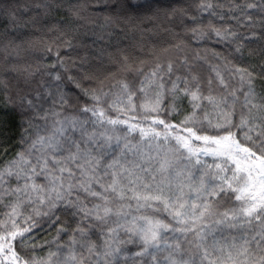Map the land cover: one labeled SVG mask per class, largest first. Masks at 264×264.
Instances as JSON below:
<instances>
[{
	"label": "snow or ice",
	"instance_id": "snow-or-ice-1",
	"mask_svg": "<svg viewBox=\"0 0 264 264\" xmlns=\"http://www.w3.org/2000/svg\"><path fill=\"white\" fill-rule=\"evenodd\" d=\"M95 2H102L110 9L104 15L106 26H120L122 22L129 31H139L141 39L144 32L173 30L165 22L169 15L175 14V8L162 19L159 9L151 3ZM36 7H43L47 13L63 5L59 0H49ZM211 7V3L205 2L201 10ZM253 10L260 14L259 39L264 40V0L236 3L229 11L238 15L229 18H235L240 27L250 22L247 26L255 28ZM67 11L76 19L88 18L81 15L88 11V5L80 0L68 4ZM0 17H6L0 22V38L7 40V43L0 40V52H5L0 65L5 69L11 65V70L16 71L6 50L13 45V50L19 49L21 44L8 36V30L13 25L24 27L35 17L18 19L7 9L0 10ZM144 21L152 22V26L141 27ZM71 23L53 24L48 30L59 29L63 34L67 27L74 33L76 29L71 28ZM192 31L198 33L197 39L205 35L196 28ZM212 31L221 40L238 35V29L222 32L212 27ZM232 42L240 52L239 41ZM66 43L72 46L71 39ZM117 53L119 58L109 53L117 68L105 71H135L141 77L138 91L143 97L139 107L147 113L142 119L148 123L138 121L135 115L127 119L106 116L97 105L109 93L90 89L69 74L68 81L95 102L82 111L90 112L96 119L90 121L91 131L85 126L89 121L72 120L65 125L57 120L54 124L59 127L54 126L50 135L37 133L27 149L16 152L0 165V204H4L5 197H11L5 205L8 211L0 213L3 217L0 264H264V94L260 95L258 104L254 73L236 69L246 73V77L241 75V80L248 84L237 123L233 116L240 97L233 91L229 93L232 100L226 96L218 98L210 87L205 94L202 81L186 60L182 64L187 75L182 76L175 74L172 61L166 66L157 62L145 72L141 67L145 61L133 52L118 46ZM53 54L60 57L59 48ZM137 61L141 66L134 67ZM56 64L69 71L62 57L52 67ZM173 75L175 78L171 79ZM260 75L264 78V68ZM165 77L171 80L170 87H166ZM216 77L227 87L219 71ZM56 79L60 80L61 76L57 74ZM84 79L91 80L92 76L86 74ZM118 83L120 88L113 93L116 99L109 107L121 113L136 112L137 91L127 80ZM208 84L211 86V79ZM0 88H8L3 77ZM166 95L171 99L164 106ZM185 98L191 108L187 114H183L180 103ZM25 102L31 104L27 97H21V105ZM8 103L15 106L10 96ZM163 112L169 116L183 114V119L178 123L170 121L161 117ZM105 124L111 127H104ZM117 125L125 128L121 131ZM30 128L31 121L21 134L22 141L31 135ZM6 131V121L0 119V142ZM133 134H138V138ZM0 150L7 151L6 147ZM224 204L228 206L220 210ZM28 207L37 216H48L49 226L61 221V214L53 211L57 208L62 207L64 214L79 217L74 221L71 243L48 249L46 257L26 256L24 249L36 247L30 243L34 236L26 234L39 226L31 214L25 215ZM152 213H166V216ZM68 230L67 222H61L57 237ZM127 245H134L135 250L130 251Z\"/></svg>",
	"mask_w": 264,
	"mask_h": 264
},
{
	"label": "trees",
	"instance_id": "trees-1",
	"mask_svg": "<svg viewBox=\"0 0 264 264\" xmlns=\"http://www.w3.org/2000/svg\"><path fill=\"white\" fill-rule=\"evenodd\" d=\"M46 2L49 0H0V10L7 9L18 19L30 20L35 17L31 23L24 27L17 28L13 25L8 30V36L15 37L16 43L21 44V47L13 50V45L6 50L16 65V71L11 70V65L7 69L0 65V77L6 79L8 84V88H0V119L6 121L7 128L3 140L0 142V147H6L7 151L0 150V165L5 164L16 152L27 149L28 143L36 137L37 133L43 136L50 135L54 126L59 127L58 124H54L57 120L64 122L65 125L72 120L89 121L85 126L90 131L92 130L93 125L90 121L95 120L96 117H93L90 112H83L82 108L92 107L95 102L68 81L69 74L75 75L82 85L88 86L90 89L97 91L102 89L103 92L109 93L107 97H102L97 105L105 111L106 116L112 118L120 116L122 119H127L135 115L138 121L144 124L148 123L142 119L147 113L139 107L143 97V93L138 91L141 77L135 71H115L114 73L105 71L106 68H117L109 53H113L119 58L118 46L143 59L145 63L142 66L137 61L134 67L141 66L145 72L155 67L157 62L166 66L169 61H172L175 74L187 75L182 64V61L186 60L192 66V71L198 74L202 81L205 94H208L210 87L214 96L218 98L226 96L232 100L233 97L229 93L235 91L236 96L240 97L233 116L237 123L239 115L243 111V93L248 88V84L241 80V75L246 77V73L237 72V68L247 69L254 73L253 86L257 93L256 102L260 103L259 97L264 94V78L260 75L264 68V40L259 39L260 14L253 10L257 25L255 28L247 26L250 22H245V26L240 27L235 18H229L238 15V13L230 12L229 9L234 8L235 4L241 3L242 0H138V3H151L154 8L159 9L158 15L162 19L167 13H171L173 8L177 9L175 14L169 15L165 22V26L169 24L172 26V32L159 30L155 34L144 32L143 39H141L139 31H129L128 25L122 22L120 26L116 24L106 26L104 15L110 9L105 7L102 2L80 0L88 5V11L81 13L82 16H87V19H76L67 11L68 4L77 3L78 0H59L63 7L49 9L47 13L43 7H36L37 4ZM205 2L211 3L212 7L201 10V6ZM249 2H254V0H249ZM91 12H96L99 15L90 16ZM4 19L6 17H0V22ZM68 21L72 22L71 28L76 29L74 33L70 32L67 27L63 34L59 29L48 30L53 24L64 26ZM151 26L152 22L149 21H144L141 25L144 28ZM212 27L220 28L222 32L225 29L229 32L238 29V35L221 40L215 36ZM122 28L124 31H121ZM193 28L203 32L204 37L197 39L198 33H193ZM253 32L256 33L255 36L252 35ZM244 36L249 38L244 39ZM69 39H71V47L66 43ZM233 40L239 41L242 45L240 52L236 51L237 45L232 42ZM2 42L7 43V40H2ZM132 45H136V47H131ZM140 45H143L142 49ZM49 48L52 49V52L48 51ZM57 48H59L60 57L53 54ZM165 49L167 50L165 51ZM4 55L5 52H0V57ZM61 57L69 68L68 72H65L59 64L52 67ZM216 71L221 73L227 87L219 83ZM57 74L61 76L60 80L56 79ZM86 74L92 76V79H84ZM174 78L173 75L171 79ZM209 79L212 80L211 86L208 84ZM120 80L131 82V86L137 91L136 97H134L137 108L134 113H121L115 108L109 107L116 99L113 93L119 90L118 81ZM165 81H167L166 87H170L169 77H165ZM9 96L15 101V106L8 103ZM21 97H27L31 104L25 102L21 105ZM170 99L171 97L166 95L164 106L169 104ZM180 103L183 106V114L191 111L187 98ZM205 104L207 105V102ZM208 108L211 111V106ZM55 113H59V115H55ZM183 114L169 116L167 112H163L160 115L162 118L166 117L168 120L178 123L183 119ZM29 121L32 123V128L29 129L31 135L22 141L21 134L28 126ZM104 127L110 128L111 126L105 124ZM116 127L121 131L125 128L124 125ZM206 131L213 130L206 129ZM133 135L138 138V134ZM75 137H79V131L75 133ZM129 139H133V136H129ZM10 199L11 197H5L4 204H0V213L8 211L5 205ZM227 206V204L222 205L220 210ZM53 211L61 214V221L49 226L48 216H37L31 212V207H28L25 215L31 214L32 220L39 226L34 228L31 233L26 234L34 236L30 243L36 245L35 248L30 247L23 250L26 256L36 254L46 257L48 249L54 250L57 244L71 243V234L75 229L74 221H78L79 217L64 214L62 207ZM152 214L166 216V213ZM2 218L0 216V219ZM64 221L67 222L69 230L61 232L57 237V227ZM209 223H211V219H209ZM77 235L79 234L77 233ZM123 235L121 233V236ZM98 236L99 231L97 230ZM126 247L130 251L135 250L134 245Z\"/></svg>",
	"mask_w": 264,
	"mask_h": 264
}]
</instances>
